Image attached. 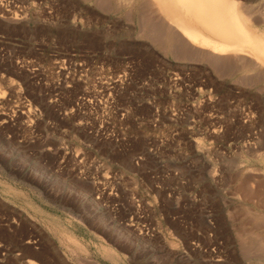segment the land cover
<instances>
[{"label":"rangeland","instance_id":"obj_1","mask_svg":"<svg viewBox=\"0 0 264 264\" xmlns=\"http://www.w3.org/2000/svg\"><path fill=\"white\" fill-rule=\"evenodd\" d=\"M154 2L0 0V264H264V68Z\"/></svg>","mask_w":264,"mask_h":264},{"label":"bare ground","instance_id":"obj_2","mask_svg":"<svg viewBox=\"0 0 264 264\" xmlns=\"http://www.w3.org/2000/svg\"><path fill=\"white\" fill-rule=\"evenodd\" d=\"M236 1L155 0L158 10L180 25V29L173 28L172 24L169 25L168 30L161 35L181 56L208 61L213 68H221L232 62L241 67H248L250 66L248 61L251 60V65L254 64V67L262 69L264 68V36L251 28L252 25L247 21V8L242 5L238 8ZM144 7L146 8L145 5ZM255 239L253 245L251 242L249 250L255 251L256 254L257 251L261 253L264 245L257 236ZM28 264L35 263L28 262Z\"/></svg>","mask_w":264,"mask_h":264},{"label":"crops","instance_id":"obj_3","mask_svg":"<svg viewBox=\"0 0 264 264\" xmlns=\"http://www.w3.org/2000/svg\"><path fill=\"white\" fill-rule=\"evenodd\" d=\"M186 65H189V64H186Z\"/></svg>","mask_w":264,"mask_h":264}]
</instances>
